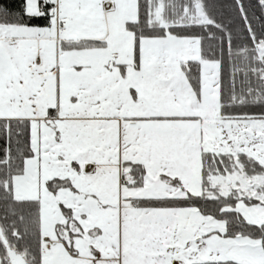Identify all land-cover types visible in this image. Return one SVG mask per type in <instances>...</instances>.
I'll return each mask as SVG.
<instances>
[{
    "label": "snow or ice",
    "instance_id": "obj_1",
    "mask_svg": "<svg viewBox=\"0 0 264 264\" xmlns=\"http://www.w3.org/2000/svg\"><path fill=\"white\" fill-rule=\"evenodd\" d=\"M0 0V264H264V0Z\"/></svg>",
    "mask_w": 264,
    "mask_h": 264
},
{
    "label": "trees",
    "instance_id": "obj_2",
    "mask_svg": "<svg viewBox=\"0 0 264 264\" xmlns=\"http://www.w3.org/2000/svg\"><path fill=\"white\" fill-rule=\"evenodd\" d=\"M217 3L221 5L217 8V18L235 19V13L232 11L230 5L231 0H217Z\"/></svg>",
    "mask_w": 264,
    "mask_h": 264
}]
</instances>
